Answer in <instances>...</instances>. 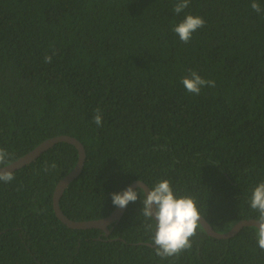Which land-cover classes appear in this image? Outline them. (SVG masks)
<instances>
[{
  "label": "trees",
  "instance_id": "obj_1",
  "mask_svg": "<svg viewBox=\"0 0 264 264\" xmlns=\"http://www.w3.org/2000/svg\"><path fill=\"white\" fill-rule=\"evenodd\" d=\"M176 2L0 0V148L12 162L77 138L84 164L59 199L71 219L105 217L112 193L159 179L217 232L258 215L247 198L264 180V0L260 13L252 0H189L176 14ZM186 14L205 20L188 43L172 31ZM189 70L215 87L187 92ZM77 160L58 141L0 182V264H264L253 225L220 239L200 226L190 249L161 259L139 192L108 235L68 227L52 196Z\"/></svg>",
  "mask_w": 264,
  "mask_h": 264
},
{
  "label": "clouds",
  "instance_id": "obj_2",
  "mask_svg": "<svg viewBox=\"0 0 264 264\" xmlns=\"http://www.w3.org/2000/svg\"><path fill=\"white\" fill-rule=\"evenodd\" d=\"M189 5V0H177L173 5L176 14L181 13ZM251 8L256 13L262 11L257 0H252ZM205 25V20L192 14H186L178 23L174 24L172 31L178 35L180 41L188 43L193 33ZM52 57L45 55L44 62L51 63ZM181 83L187 92L199 94L204 86L215 87V81L201 77L195 70L181 78ZM95 124L102 125V116L99 110L93 117ZM12 157L5 149L0 148V182L8 183L14 179L13 172L4 166L10 164ZM53 161L50 165L46 161L44 171L55 168ZM139 192L142 200L140 214L145 218L146 231L152 233L150 240L154 245L155 255L161 259L179 257L182 252L192 247V238L202 225L201 213L196 200L190 195H177L169 179H159L151 188L138 184L134 190L131 186L121 192L111 194L114 206L124 208L129 202H135ZM252 210L258 213L253 223L254 238L257 246L264 251V180L258 182L247 198Z\"/></svg>",
  "mask_w": 264,
  "mask_h": 264
},
{
  "label": "water",
  "instance_id": "obj_3",
  "mask_svg": "<svg viewBox=\"0 0 264 264\" xmlns=\"http://www.w3.org/2000/svg\"><path fill=\"white\" fill-rule=\"evenodd\" d=\"M58 141H65L70 144H73L78 151V160L73 170L70 171L63 178H61L59 182L56 184L52 196L53 210L55 215L70 228H77V229L98 228V229H102L105 232L104 233L105 235H108L110 232L108 225L111 224L112 222L114 223L118 222V220L123 215L126 207L120 208L116 206L115 209L111 212V214L99 219L74 220L69 218L66 214H64L59 206V199L63 191L65 190L66 186L81 172L82 166L84 164V160L86 156L85 148L77 138L65 134L47 138L46 140L39 143L35 148L30 150L26 154L20 156L18 159L10 162L9 165L4 167L7 170L14 171L26 164H29L31 161L37 159L44 151H46L48 148H50ZM138 184L144 186L145 190L149 188L148 185H146L141 180H135L132 183H130L127 187L131 186L133 189H135ZM127 187H125L123 190H125ZM201 223H202L201 226L204 228L207 234L220 239V238L231 237L235 235L243 226L253 225V223H257V221L255 219H242L238 221L230 230L222 233L215 231L202 215H201Z\"/></svg>",
  "mask_w": 264,
  "mask_h": 264
}]
</instances>
